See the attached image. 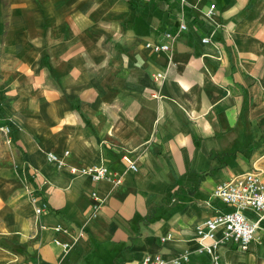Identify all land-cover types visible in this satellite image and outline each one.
Returning <instances> with one entry per match:
<instances>
[{
	"label": "crops",
	"instance_id": "0c3cea01",
	"mask_svg": "<svg viewBox=\"0 0 264 264\" xmlns=\"http://www.w3.org/2000/svg\"><path fill=\"white\" fill-rule=\"evenodd\" d=\"M188 2L0 0V264H211L196 228L227 208L214 190L250 171L264 182V0ZM92 166L122 183L73 172ZM220 255L264 264V245Z\"/></svg>",
	"mask_w": 264,
	"mask_h": 264
},
{
	"label": "built area",
	"instance_id": "2783aa9c",
	"mask_svg": "<svg viewBox=\"0 0 264 264\" xmlns=\"http://www.w3.org/2000/svg\"><path fill=\"white\" fill-rule=\"evenodd\" d=\"M178 1L182 7L189 5L188 0ZM202 0H197L201 2ZM216 5L212 4L206 12V17L210 18L214 15ZM187 25L184 20H181L179 32L176 35L167 33L166 38L173 42L179 37V33L186 31ZM203 43H210L211 38L206 37ZM146 48L155 53L169 52L170 44H153L149 43ZM162 75H157L156 78H161ZM1 88V84H0ZM0 132L10 136L12 133L11 123L0 122ZM52 159L55 157L50 155ZM122 162L126 165V171L137 172L139 170L136 160L128 153L122 156ZM60 163L59 167H62ZM75 173L82 175H90L94 181H111L118 186L123 181L124 173L113 172L107 166H92L82 171L73 170ZM213 197L223 203L231 211H220L213 217L203 221L197 228V239L201 244L198 250L199 254L208 255L211 259V264H225L222 261L220 250L223 248H234L249 252L254 244L264 245V182L261 179V174L256 171L244 172L234 175L228 181L220 183L214 190ZM93 218H96L100 212L102 202L97 193H93ZM32 202L36 205V215L39 217L46 212L47 205L38 206V198L32 194ZM42 229H47V226H41ZM57 233L69 235L68 229L57 225L53 227ZM83 235V234H81ZM171 236L163 238V241L170 239ZM58 246H62L65 250H70L72 244L61 243L56 241ZM191 259L190 253H185L182 256L168 261L161 254L147 255L142 260L141 264H183Z\"/></svg>",
	"mask_w": 264,
	"mask_h": 264
},
{
	"label": "rangeland",
	"instance_id": "374dc122",
	"mask_svg": "<svg viewBox=\"0 0 264 264\" xmlns=\"http://www.w3.org/2000/svg\"><path fill=\"white\" fill-rule=\"evenodd\" d=\"M3 143H4V146H6L8 149L6 150V151H9V152H11V148H10V146L12 145V142L10 141V138H8V136L7 135H3ZM229 211H231V209L230 208H226L225 210H224V212H229Z\"/></svg>",
	"mask_w": 264,
	"mask_h": 264
}]
</instances>
